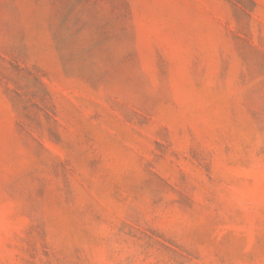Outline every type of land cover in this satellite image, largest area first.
Wrapping results in <instances>:
<instances>
[{"label": "rangeland", "instance_id": "374dc122", "mask_svg": "<svg viewBox=\"0 0 264 264\" xmlns=\"http://www.w3.org/2000/svg\"><path fill=\"white\" fill-rule=\"evenodd\" d=\"M0 264H264V0H0Z\"/></svg>", "mask_w": 264, "mask_h": 264}]
</instances>
